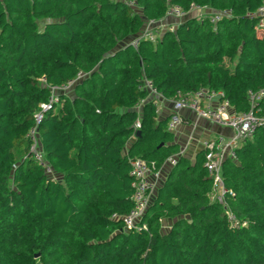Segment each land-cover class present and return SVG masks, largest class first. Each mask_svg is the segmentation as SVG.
<instances>
[{
    "label": "trees",
    "instance_id": "1",
    "mask_svg": "<svg viewBox=\"0 0 264 264\" xmlns=\"http://www.w3.org/2000/svg\"><path fill=\"white\" fill-rule=\"evenodd\" d=\"M133 1L0 0V264H264V126L222 163L224 205L210 200L199 151L174 160L138 230L120 218L132 207L129 160L158 170L179 150L143 80L166 99L207 88L248 110L247 92H264V33L247 14L264 0ZM191 4L231 15L124 42L142 17ZM73 80L72 98L58 93L37 125L54 179L31 158L28 130L49 87Z\"/></svg>",
    "mask_w": 264,
    "mask_h": 264
},
{
    "label": "built area",
    "instance_id": "2",
    "mask_svg": "<svg viewBox=\"0 0 264 264\" xmlns=\"http://www.w3.org/2000/svg\"><path fill=\"white\" fill-rule=\"evenodd\" d=\"M124 1L129 6H136L133 0ZM166 14L178 21L188 16L196 17L199 21L205 18L212 26H215L220 20L229 18L231 12L228 9L210 10L196 4H191L188 11H184L178 6H171L167 9ZM247 16L256 17L257 32L259 34L264 33V3H261L254 11L249 12ZM174 28L175 24L168 25L167 27L158 26V29L146 27L134 36L129 44L136 49L140 41L154 43L160 38L165 29L173 31ZM75 82L73 80L64 85L49 87L51 94L48 102L40 104V110L33 114L34 124L28 130L30 141L29 154L48 176L53 175V171L43 157L37 134V125L41 121L43 112L50 108L52 103L57 102L58 93L56 92L64 93ZM142 88L147 91L148 99L154 102L157 113L158 101L166 98L157 92L146 79L143 80ZM262 95H264L262 91L254 92L249 90L247 92L249 109L246 111H235L230 106L228 100L222 98L223 93L220 90L215 91L200 88L186 93L177 90L175 96L169 99L172 105V112L168 115L166 124V129L169 132H175L183 124V119L179 115L181 110H189L198 119L207 120L231 131L230 136L218 135L215 138L202 141V150L204 151L203 166L207 176L211 180V201L224 205V195L228 192L223 183L222 163L226 160H235V149L239 144L250 139L257 128L264 126V111H260L258 107V102L261 100ZM139 107L140 105H138ZM134 127L138 129L139 123L136 122ZM129 165V175L132 177L131 186L133 189L131 197L132 207L128 214L120 218L125 230H138L140 228L138 225L140 218L147 209L151 201L152 192L155 190L158 170L155 169L152 161L147 162L142 158L130 159ZM112 218L117 219L119 217L113 214ZM142 228L145 227L142 226Z\"/></svg>",
    "mask_w": 264,
    "mask_h": 264
},
{
    "label": "crops",
    "instance_id": "3",
    "mask_svg": "<svg viewBox=\"0 0 264 264\" xmlns=\"http://www.w3.org/2000/svg\"><path fill=\"white\" fill-rule=\"evenodd\" d=\"M177 22L179 21L176 20V23ZM75 84L76 82L74 83V85ZM74 85L71 86L72 90L74 88ZM65 96H68V95L65 94ZM72 96H68V97L72 98ZM138 109L140 110V107ZM157 110H158L157 112L158 118L168 117V115L172 112V105H171L170 100L162 99L158 101ZM179 115L183 119V124H181L177 128V130L173 132L174 142L178 145V149H179L178 156L181 155V156L186 157L191 163L194 162V158L196 154L199 151H203L202 141L206 139L215 138L218 135H224V136L231 135V131L229 129L219 127L216 124H213L207 120L198 119L194 115V113H192L189 110H181L179 112ZM163 164L161 165V167L163 166ZM170 169L171 167L166 172H163V175L159 179L158 184H156L155 190L152 192V196H154V194L156 193V189L163 183ZM171 222L172 220L167 219V218L161 220V229L163 232L169 229Z\"/></svg>",
    "mask_w": 264,
    "mask_h": 264
},
{
    "label": "rangeland",
    "instance_id": "4",
    "mask_svg": "<svg viewBox=\"0 0 264 264\" xmlns=\"http://www.w3.org/2000/svg\"><path fill=\"white\" fill-rule=\"evenodd\" d=\"M136 11H137V13H140V10L139 9H136ZM143 18L144 17H142V26H141V29L139 30V32H141L146 27H154V28L158 29V26L167 27L168 25H171V24L174 25L176 23V19L173 18V17H171V16H169V15H167V14L162 19H159V20H147V19H145V18L143 19ZM173 21H174V23H173ZM133 37L126 39L124 42L125 43L130 42ZM56 93H59L60 95L67 94L68 96H72L73 95V90H72V87H69L68 89L65 90L64 93H62V92H56ZM177 156H178V153L172 155L169 159H167L164 162L163 166L160 169H158V178L156 180V184H158L159 179L163 175V172H166L170 167H172V165L174 163V160L176 159ZM49 177L57 178V175L56 174H53V175H51ZM228 216H230V214H228Z\"/></svg>",
    "mask_w": 264,
    "mask_h": 264
},
{
    "label": "water",
    "instance_id": "5",
    "mask_svg": "<svg viewBox=\"0 0 264 264\" xmlns=\"http://www.w3.org/2000/svg\"><path fill=\"white\" fill-rule=\"evenodd\" d=\"M139 134H140V132L137 130L136 132H135V134H134V137L136 138L137 136H139ZM38 255L37 254H35V257H37Z\"/></svg>",
    "mask_w": 264,
    "mask_h": 264
}]
</instances>
